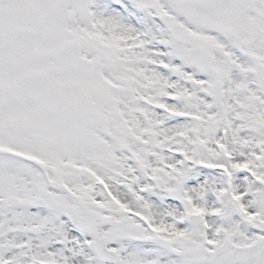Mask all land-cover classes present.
<instances>
[{"label": "snow or ice", "instance_id": "obj_1", "mask_svg": "<svg viewBox=\"0 0 264 264\" xmlns=\"http://www.w3.org/2000/svg\"><path fill=\"white\" fill-rule=\"evenodd\" d=\"M0 264H264V0H0Z\"/></svg>", "mask_w": 264, "mask_h": 264}]
</instances>
